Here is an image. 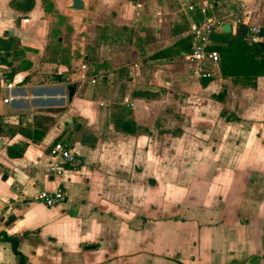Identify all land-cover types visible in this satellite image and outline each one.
I'll list each match as a JSON object with an SVG mask.
<instances>
[{
	"label": "crops",
	"instance_id": "0c3cea01",
	"mask_svg": "<svg viewBox=\"0 0 264 264\" xmlns=\"http://www.w3.org/2000/svg\"><path fill=\"white\" fill-rule=\"evenodd\" d=\"M9 2L0 38L14 45L16 98L0 97V264H19L6 236L20 237L24 264H264V75L255 87L206 81L185 52L200 7L217 20L214 42L234 33L231 13L264 34V0H98L95 57L54 39L38 0L19 23ZM58 140L80 162L53 176ZM58 186L63 202L34 200Z\"/></svg>",
	"mask_w": 264,
	"mask_h": 264
},
{
	"label": "built area",
	"instance_id": "2783aa9c",
	"mask_svg": "<svg viewBox=\"0 0 264 264\" xmlns=\"http://www.w3.org/2000/svg\"><path fill=\"white\" fill-rule=\"evenodd\" d=\"M195 4L187 5L189 10L196 8ZM241 6H244L242 4ZM203 18L193 21L189 25V35L192 41V50L189 60L192 63V73L198 78H213L220 75L219 52L211 48V37L215 31L217 20L206 16V7L199 8ZM236 23L243 24L244 20L237 14L229 15ZM249 39L251 42L264 41V34L260 25L248 26ZM8 51L0 48V92L4 103L11 102L14 95V82L8 76L11 66V56ZM95 81L94 79L92 80ZM50 161L48 172L53 176H60L65 171L74 169L79 164V158L72 151V148L64 141L58 140L50 148ZM34 200L42 202L46 206H53L61 203L66 198V192L62 187L53 190H40L33 196ZM4 235L0 233V238Z\"/></svg>",
	"mask_w": 264,
	"mask_h": 264
},
{
	"label": "trees",
	"instance_id": "16d2710c",
	"mask_svg": "<svg viewBox=\"0 0 264 264\" xmlns=\"http://www.w3.org/2000/svg\"><path fill=\"white\" fill-rule=\"evenodd\" d=\"M35 0H10L9 5L12 9L22 13L16 18L19 23L21 18L25 17L28 12L34 7ZM12 39L0 38V48L8 51L14 47L10 42ZM185 52L192 50L191 38L187 40ZM189 46V47H188ZM211 48L219 52L220 75L224 78H229L234 84L255 87L257 78L264 75V41L259 40L251 42L249 39L248 26L244 24H236L234 33H221L216 37L211 44ZM190 54V53H189ZM13 72L10 71L8 76ZM208 81L210 79L204 78ZM224 93H219L215 96L216 99L223 101ZM221 115L227 121L238 120V116L234 113H226L223 109ZM25 149V144L15 148L8 147L7 153L10 157H20ZM12 243V249L19 259V264H24L26 259L19 251V238L6 236Z\"/></svg>",
	"mask_w": 264,
	"mask_h": 264
},
{
	"label": "rangeland",
	"instance_id": "374dc122",
	"mask_svg": "<svg viewBox=\"0 0 264 264\" xmlns=\"http://www.w3.org/2000/svg\"><path fill=\"white\" fill-rule=\"evenodd\" d=\"M39 10L43 17L48 20L50 27L53 29L54 39L58 35L62 39L71 40L76 45L71 47L76 50L75 54L80 56V53L86 51L94 57L97 52V4L98 0H84L85 6L82 11L67 13V7L71 4V0H38ZM127 2V1H126ZM198 1H193L191 4H196ZM112 4V3H111ZM41 14V15H42ZM61 53H65L68 47L61 46ZM70 49V47H69ZM78 49V50H77ZM59 54V53H58ZM82 64V68H83ZM101 79V78H100ZM7 107V106H6ZM160 199L159 202H161Z\"/></svg>",
	"mask_w": 264,
	"mask_h": 264
},
{
	"label": "water",
	"instance_id": "95a60500",
	"mask_svg": "<svg viewBox=\"0 0 264 264\" xmlns=\"http://www.w3.org/2000/svg\"><path fill=\"white\" fill-rule=\"evenodd\" d=\"M85 3L84 0H71V4L69 5V8L71 9H75V10H82L84 9ZM222 30L224 32H229L230 31V24L229 23H224L222 25ZM10 34H12L11 31H9ZM75 85H68L67 87V91H68V98L71 99L74 91H75ZM2 95H0L1 97ZM8 174H3L2 179L5 180L7 179ZM16 219V215L15 214H11L8 217H6L5 221H4V225H9L12 221H14ZM4 217L0 218V221H3Z\"/></svg>",
	"mask_w": 264,
	"mask_h": 264
}]
</instances>
